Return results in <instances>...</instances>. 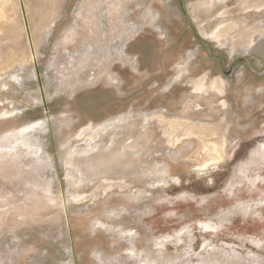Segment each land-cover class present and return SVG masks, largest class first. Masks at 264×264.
I'll list each match as a JSON object with an SVG mask.
<instances>
[{
    "label": "rangeland",
    "instance_id": "rangeland-1",
    "mask_svg": "<svg viewBox=\"0 0 264 264\" xmlns=\"http://www.w3.org/2000/svg\"><path fill=\"white\" fill-rule=\"evenodd\" d=\"M263 144L264 0H0V264H264Z\"/></svg>",
    "mask_w": 264,
    "mask_h": 264
},
{
    "label": "bare ground",
    "instance_id": "bare-ground-1",
    "mask_svg": "<svg viewBox=\"0 0 264 264\" xmlns=\"http://www.w3.org/2000/svg\"><path fill=\"white\" fill-rule=\"evenodd\" d=\"M248 29H249V28H248ZM218 37H219V36H218ZM26 129H27V128H26ZM35 129H36V128H35ZM29 132H30V131H29ZM263 145H264V144H263ZM221 151H222V150H221ZM261 151L264 152V147L261 149ZM214 152H215V154H216V151H214ZM218 153H219V152H218ZM212 154H213V153H212ZM219 157H220V156H219ZM221 159H222V158H221ZM257 159H258V158H257ZM250 160H251V159H250ZM252 160H253V159H252ZM220 161H222V160H220ZM217 162H219V160H218ZM217 162H216V163H217ZM256 162H257V161H256ZM258 162H259V161H258ZM219 163H221V162H219ZM253 163H254V161H253ZM212 164H214V163H212ZM210 165H211V163H210ZM215 165H216V164H215ZM206 166H209V165L206 164ZM253 166H254V165H253ZM256 166H257V165H256ZM238 167H239V166H238ZM242 167H244V165H243ZM204 168H205V167H204ZM204 168H203V170H205ZM242 169H243V168H242ZM246 169H248V168L246 167ZM244 172H245V171H244ZM232 184H233V183H232ZM263 199H264V197H263Z\"/></svg>",
    "mask_w": 264,
    "mask_h": 264
}]
</instances>
